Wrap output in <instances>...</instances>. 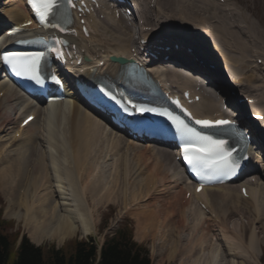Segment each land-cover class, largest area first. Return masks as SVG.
Wrapping results in <instances>:
<instances>
[{"label":"bare ground","instance_id":"bare-ground-1","mask_svg":"<svg viewBox=\"0 0 264 264\" xmlns=\"http://www.w3.org/2000/svg\"><path fill=\"white\" fill-rule=\"evenodd\" d=\"M165 1L160 0V6L162 7V5L166 3L171 9L172 12H168L169 18L171 17L169 22L172 21L173 17H175L174 15L179 17V19H182L181 13L178 9L170 5L168 1ZM211 2L213 1L211 0L208 3L212 5L213 3ZM3 6L4 8L0 11V19H2L0 20V26H5L9 22H11V24H19L29 18V13L22 0H6ZM184 22L187 23L188 21ZM116 27L124 31L121 27ZM199 27L202 26L200 25ZM216 27L217 26H214L213 29L216 30ZM111 31L113 32L114 30ZM132 32L133 30L129 33H121V31L118 33H111L114 39L118 42L117 48L119 49H115L116 51L124 55H130L129 47L131 43L129 41L131 40V34H133ZM101 34L104 35V33ZM102 35L99 36L103 38ZM216 36L219 37L220 35L218 34ZM193 38L198 46L202 43L200 47H204L207 50L211 49V52L217 50L216 45L207 43L208 41L200 43V41L196 39L197 36H194ZM242 46L245 48L244 44ZM211 52H209V55H212L213 59L219 61L220 64H223L224 62L227 63L226 59L215 57V54ZM238 54L240 53L237 52V55L235 56H238ZM233 57L232 60H234ZM218 58H221L223 62H221ZM230 59L231 58H229V60ZM236 60L234 61L238 63L244 62V59L241 57H237ZM112 65L115 66L113 63ZM227 66H225V70L228 69L231 73L233 71L238 75V77H240L239 80L241 81L243 78L241 76L243 72L239 73V71L237 72V70H233L231 65L228 63ZM108 69L111 71H107V74L112 76L116 67ZM178 71L185 74L181 70ZM178 71L177 69L171 70V68L164 69L161 76L166 81H171L176 88L189 85L187 82L193 83V79L187 74L182 76L185 78L188 76V79L183 80L180 79V77L178 78L177 76L180 74ZM101 72L104 74V71ZM258 77V79H261L263 76L261 77V75H259ZM232 78L236 83H240L237 78ZM177 79L181 81L178 84L174 82L178 81ZM194 86H196V84ZM1 91H4V94L3 98H0V133H8L10 130L9 132L12 134V131L15 129L13 128V125L20 122L17 121L19 120L18 118H20L26 111H24V108L16 110L15 105L17 103L20 104L18 100L21 98V94L14 90L11 85L0 83V92ZM202 96V100L198 105L201 104L200 106L202 107V104L204 103L207 107L205 106L204 109H201L200 114L198 112L197 113L199 115H208L213 113L214 109L212 108V99H210L205 93H202ZM215 97L218 101L221 100L218 96L215 95ZM52 109L53 110L50 112V118L45 124L41 109L35 108L34 111L38 114L37 118L41 117L40 121H36L37 118H35V120L32 121L27 128L22 130L23 137L12 146L8 145L7 147H2L3 138L0 139V192L5 196L7 202V215L9 217L20 218L23 220L27 230L29 231V238L36 244L41 243L45 238L55 240L59 244H62L67 238L79 232L83 235H89L97 232V219L95 220V213L97 212L98 207L105 201V199H107L105 194L110 193L111 195L113 194L112 197H114L117 193H114L115 189L113 186L104 185V182L102 185V180L98 179V176H93L95 174H92L90 168L96 164L95 160H97V158L100 159L99 153H96L101 150L103 151L104 146L107 149L109 146L111 147H109V155L121 153L122 159V154L124 152L120 149L122 148L123 142H125L123 140L127 139H124V136L121 133L114 132L110 125L109 126L111 128H108L109 126L104 123L103 119L95 116L87 107H85V105L78 101L74 100L65 103L52 104ZM15 110L16 112L13 116V113L11 112ZM7 112L10 113V119H7L5 116V113ZM238 116L240 117V115ZM52 121L56 124L60 123V126L56 129L52 125ZM116 134H121L122 137ZM11 138L13 139V136L7 139L5 138V140L9 141ZM23 138L24 140L20 142ZM59 141H61V149L58 148L57 150L52 145L58 144ZM127 142H129L127 148H129L130 151L134 150L135 153L138 154V160L141 164H143L146 173L149 171L148 179L153 180V175L157 173L156 175L158 177L156 178L157 180H155L156 188H160L162 191L164 189L167 190L168 188H171L170 190L168 189V191L170 192L169 194H172L174 197V204L171 210L165 209L166 215L170 214L172 210H177L179 201H182L187 189L184 188L185 180L179 176L181 174L183 176V172L180 169L179 164L175 163L176 168H172V160H174L172 152L168 149L159 148L154 145L142 146L129 139ZM26 147L27 149L24 150ZM27 151L29 153L26 156L25 153ZM31 165L33 166L30 168L29 166ZM97 172L100 174L99 169H97ZM142 183L143 181L140 182V184ZM149 183H147V185ZM234 185L235 184L232 183L228 185L210 187L206 189L204 195L201 193L202 196H205V198L211 194L210 196L217 200L213 206L219 218H221V214H224L225 216L228 211H230V208L228 210L227 204H229L233 199H244L243 195L239 191V193L235 192ZM255 185H258L259 188L261 187L260 185L264 187L261 182L250 184L248 186V194L251 204H249L250 207L249 205L248 207L245 205V207H247L246 211L248 215H250L247 224L251 225L250 223H252V220H255V223L257 225L259 223L260 225L254 226L247 242H240L241 240H237V237H235L234 234H228L226 231H223V238L225 239L224 246L228 255L233 256L234 258L238 257L240 259V262L237 260L236 262H232L233 264H251V257L257 253L256 244L260 241V239L258 240V231L261 230V232L264 233V208H262L264 205V189L263 191H261L262 189H254ZM165 190L163 191V194ZM88 195L90 196L91 201H89ZM210 196L209 200H211ZM200 198L201 196L197 199L199 200ZM84 199L86 201H84ZM209 200L207 199V201ZM245 200H248V198L244 199L243 202ZM192 201V198L185 199V203L187 204L184 207H187V218L167 219L169 224L175 221V224L173 223V225H177L178 227L175 228V232H173V230L169 232L166 231V229H168L167 227H162L164 229L163 232L160 231V229L158 230V221H156V218L157 216H161V214L160 212L157 213L153 211L144 213L141 212L143 217L140 216V218L144 219L143 221H145L146 227L141 226L139 230H141L143 236H154L155 241L159 244V246L161 245V250L164 253L166 252L169 258L180 256L182 259L181 264H211V260L215 261V254L217 251L213 250L210 245V241L208 240V231L206 229H208L210 224L205 222L206 217H204V212L196 204L194 205ZM243 202L241 201V203ZM237 206H240V204ZM237 206H235L236 211L238 209ZM182 209L183 208H180L178 213L181 214ZM189 213L193 215L191 222L190 218H188ZM222 218L225 217L222 216ZM226 218L225 220L221 219L222 226H226L228 221H230L228 220V215H226ZM203 220H205L204 223H206V227L201 225ZM224 222L226 224H224ZM190 223H193V226L190 225ZM160 226H167L164 220L160 223ZM186 226H188V228ZM185 227L187 228L186 230L190 229V231L188 230L189 234L191 232L193 234L192 236L187 237V242L181 234ZM224 228L221 227V229ZM231 229L232 228H230V230ZM194 231L199 232V234H194ZM214 236L216 237V235ZM243 236L245 237L244 234ZM213 242H211V244L215 245L216 242L214 244ZM205 245H209V248H211L210 251H206ZM202 247H204V253L200 254ZM211 252H214V256L212 255V258ZM187 258H191V260H186ZM257 261L255 262L257 263Z\"/></svg>","mask_w":264,"mask_h":264},{"label":"rangeland","instance_id":"rangeland-1","mask_svg":"<svg viewBox=\"0 0 264 264\" xmlns=\"http://www.w3.org/2000/svg\"><path fill=\"white\" fill-rule=\"evenodd\" d=\"M166 1H168V3L170 5H172L174 8H177L178 11L181 13L182 19H179V17H177L176 15H174L175 17L172 18V21L170 22L172 27L175 28L176 30L183 31V33H186L188 36L190 34L192 36H197L196 39H198L200 41V43L203 41H208L207 43H212V44L216 45L217 50L212 51L211 53L215 54V57L224 58V59H226L227 62L229 61L231 64H233L232 65L233 66L232 69L234 68L233 70L237 69V70H242L244 73H246V72L248 73L250 70L254 69V68H252V65L254 64L253 63L254 60H253L252 52L250 49V44L252 42L257 46V48L260 52L259 55L261 56V58L264 59V0H231L232 5L235 7L236 14L238 15V18L241 19L242 24H245V28L243 29V31L247 32V33H244L245 34L244 36H242V33H238L230 27V25L225 20L226 18L224 17V14H223L220 6H218V7L215 6L218 4H215L214 1H217V0H213V2H211L213 4L211 5L210 11H209V14H210L209 17H205V14L202 15V14H200V12L198 13L199 8H200V3L198 1H195V0H187V1L186 0H184V1L179 0L181 2H176V0H171V2H170V0H166ZM186 2H187V4H186ZM201 2L204 3L203 1H201ZM158 3H160V1H158ZM161 8L163 9L162 11L167 13V15H165V16H168V18H169L168 12L171 13L172 11L169 8L168 4L164 3ZM219 18L221 21H220L219 25H216L217 26L216 30L211 29V27L215 26V24H216V22H213L212 20H216ZM169 19H171V17ZM184 21H186V22L188 21V22L185 23ZM195 24H197L198 27L200 25L202 26L201 28L199 27L200 28L199 33H201V34H196V33L194 34V33H192L194 31L190 30V26L195 27ZM226 25L227 26L229 25L228 28L226 27ZM209 26H211V27H209ZM207 27H209V28H207ZM113 28H117L116 30L113 31V33H118L119 31H121V33H129L127 30L123 31L118 27H113ZM225 31L228 34H230L229 35L230 37H231V35L233 36L231 38L235 39V41H236L235 43H237V44L239 43L238 48L236 50L234 49V47H232V49L230 47L228 48L229 39H227V37L225 38V36H224L226 34ZM234 32L237 33L238 35L241 34V36L238 37L237 34L236 35L234 34ZM215 33H216V35L219 34L220 36L219 37L216 36ZM204 34H206V35H204ZM135 37H136V35H135ZM136 39L133 37V34H131V40L129 42L131 44H134ZM201 44H200V46H201ZM243 44L245 45V48H244V46H242ZM232 46H233V44H232ZM234 51L239 52L240 54H238V56H235V55H237V53H234ZM244 55H245V58H244ZM232 57L234 58V60H236L237 57H241L242 59H245L246 61L244 62V65H239L240 63L239 64L235 63V61L232 60ZM221 58H218V59L221 60V62H223ZM229 58H231V59L229 60ZM171 70H174V69H171ZM168 71H170V70H168ZM179 73L181 75L178 74V76H177L178 78L180 77V79H183V80L189 78L188 76H187V78L183 77L182 75H185V74H183L182 72H179ZM261 74L263 75V78L259 81L251 82V84L253 83L252 84L253 86L250 84L251 85L250 90L251 89L254 90V88H256L257 91L254 90V91H256L255 93L264 94V72ZM171 78H173V77H171ZM174 82L176 84H178L181 81L178 80V81H174ZM18 102H19V100H18ZM17 105H18V103L15 106H17ZM13 108H14V106H13ZM16 110H17V108H16ZM16 110L11 112V113H15ZM5 114H7L6 116L8 117V115L10 113L9 114L5 113ZM40 119H41V117H38L36 119V121H40ZM52 123H53L52 125L56 129L58 128V126H60V123L56 124L54 121H52ZM40 125H41V122H40ZM9 131H8V133L11 134ZM4 133L5 134L0 139L3 138L2 139L3 143L6 142L7 146H8V142H7L8 140H5V138L6 139L9 138L10 135L7 132H4ZM116 135H118V136L120 135L122 137L121 134H116ZM42 137H43V135H42ZM23 140H24V138L20 142H22ZM125 142H123L122 148L120 147L121 148L120 150H123V152H124V148L127 147L126 144L128 143L127 140ZM52 146L57 150H58V148L61 149V141H59L58 144H55ZM109 147L107 149L104 146L103 151L101 150V151L96 153V154L99 153L100 159L97 158L98 161L95 160L96 164L94 166H92L90 168V170L92 171V174H95L93 176H96V177L98 176V179L102 180L101 181L102 185L104 182V185L106 184V185L113 186L115 189L114 193H117V195H114V197H112L113 194L112 195L110 193L105 194V197L107 199H105V201L98 207L97 212L95 213V220L97 219L96 220V224H97L96 231L97 232L93 233L92 235H94L96 237V241H100L105 235L109 236L110 234H112V232H114L119 227L124 226L125 224L129 223L134 228V238L137 239V241H139L140 243L146 244V246L150 249V254H151L152 260L155 264H165V263L166 264H181L182 259L180 258V256L169 258L167 256L166 252L164 253L161 250L162 249L161 245L159 246V244L155 241L154 236H152V235L143 236V234L141 233V230H139V228L141 226L146 227L145 221H143L144 219L140 218V216L143 217V215H141V214L144 212L153 211V212H157V213L160 212V214H161V216H157V218H156V221H158L157 224H158L160 231L163 232L164 231L163 228H165V227H167L169 229V230L166 229V231H168V232L171 230H173V232L176 231L175 228H178V227H177V225H173V223L175 221L171 222L169 224L168 223L169 221H165L163 219V217L165 218V215H166L165 209H167L165 207V204L167 202L172 203L171 208H169L168 210H171L173 208V204H174L173 198L174 197L172 194H169L170 192L168 191V189L170 190L171 188H168L167 190L164 189L165 192L163 194L164 190L162 191L160 188H156V186H154L152 189V183L147 185V183L152 181V180L148 179L149 171H147V173H148L147 174L144 167H143V164H141L138 160V157H137L138 154L135 153L134 150L130 151L129 148H127L128 153L125 157L127 159L125 162V164H127L126 175H125L121 169L122 165L124 164L123 159H121V153L115 154V155H109L110 148H111V147L110 148ZM26 149H27V147L24 148V150H26ZM56 152H58V151H56ZM28 153L29 152L27 151L25 153V155L27 156ZM122 156H123V154H122ZM109 158H111V159H109ZM136 158H137V160H136ZM127 161H128V163H127ZM32 166L33 165H31L29 167L31 168ZM97 169L100 170V174L97 172ZM140 173H142V174H140ZM97 174H99V175H97ZM141 181H143L142 184H140ZM260 186L261 187L259 188L258 185H255L254 189L255 188L258 190L262 189L261 191H263L264 187H262V185H260ZM234 189H235V192H238V190L236 191L237 188L234 187ZM160 191H161V194H160ZM210 195L211 194H209L206 199L209 200ZM116 196H117V198H116ZM148 196H150V198H148ZM88 198H89V201H91L89 195H88ZM210 198L212 201L209 200V202L212 203L213 205H215V202L217 200L215 198H213L212 196H210ZM113 199H115V200H113ZM244 199H246V198H244ZM154 200H156V201H154ZM240 200L239 199L238 200L233 199L229 204H227L228 206L226 205L228 207V210L230 208V211H228V213L226 215H228V218H229L228 220H230V221L232 220V221L231 222L228 221L227 225L223 226V227H225L224 229L220 228L221 229V238L220 237L218 238V236L215 234V233H218V232H216V229L214 231L212 229H210L211 232L208 229H206L208 231V237H209L208 240L210 241V243L214 241L213 242V244H214L216 242L215 245L210 244L211 247L213 248V250H216L218 252V253L216 252V254H215V261L211 260V264H221V263L222 264H224V263L225 264H233L232 262H236L237 260L240 262V259L238 257H236V258H234L233 256L231 257L228 255V253L226 251V248L224 246L225 239L223 238V233L225 231H226V233L234 234L236 237L235 231L237 230L239 235L241 236V237L237 236V240H241L240 242H245L249 239V236L252 233L254 226L260 225L259 223L257 225L255 223V220H252V223H250L251 225L247 224L250 215H248L246 208L251 203H250L249 199L245 200L247 203L244 201L245 204H244L243 200H241L243 203H241ZM192 202L194 203V201H192ZM236 202L239 203L240 206H237L239 204H237ZM245 205L247 207H245ZM235 206H237V208H238L237 211H236ZM6 207H7V202H6L5 196L0 192V208H2L3 218L13 221L15 224V229L20 230L21 234H26L28 236L29 231L27 230V228L24 224V221L21 220L20 218L18 219V218H14V217H9L7 215ZM249 207H250V205H249ZM262 208H264V205L262 206ZM179 209L180 208H179V204H178L177 210H179ZM234 210H235V212H234ZM232 211H233V213H232ZM221 215L226 218V215L225 216H224V214H221ZM188 216H189L188 218H190V222H191L193 215H191L189 213ZM222 216H221V219L225 220V218H222ZM204 217H205V215H204ZM120 218L121 219L123 218V219L120 220ZM163 220L167 226H160V223ZM204 221L205 220H203V223L201 225L206 227V223H204ZM224 224H226V223L224 222ZM190 225L193 226V223H190ZM186 227L188 228V226H186ZM186 227L181 232V234L186 239L185 241L187 242L188 241L187 237L192 236L193 234H192V232L189 234L190 229H188L189 230L188 231V230H186L187 229ZM228 227H229V230H230V228H232V229L229 231ZM13 228L14 227H12V230H14ZM257 231H258V229H257ZM212 233L214 235H216V237ZM141 234H142V236H141ZM194 234L198 235L199 232L194 231ZM243 234L245 235V237L243 236ZM212 235L214 236V238ZM74 236H78L80 238L81 237H84V238L88 237V235H83L80 232L71 236V237H74ZM263 236H264V233L261 232V230H259L258 231V240L260 239V241H259L260 243L258 242L256 244L257 253L253 257H251V259H252L251 264H253V263L262 264V261H261L262 256H263L262 251H264V237ZM216 238H218V239H216ZM243 238L245 239V241L242 240ZM261 240H263V241H261ZM45 242L47 244H49V243L56 244V245L59 244L55 240H51L48 238H45L42 241V244ZM258 246L262 250L261 256L259 257V261H257L258 255H259V247ZM205 249H206V251L207 250L210 251L211 248H209V245H205ZM196 252H197V250H196ZM202 254H203V252H202ZM213 254H214V252H211V258L214 256ZM191 258H187L186 260H188V259L191 260ZM263 260H264V256H263ZM255 261H257V263ZM226 262H228V263H226Z\"/></svg>","mask_w":264,"mask_h":264},{"label":"snow or ice","instance_id":"snow-or-ice-1","mask_svg":"<svg viewBox=\"0 0 264 264\" xmlns=\"http://www.w3.org/2000/svg\"><path fill=\"white\" fill-rule=\"evenodd\" d=\"M35 15L38 17L39 23L45 27L64 29L59 23H53L57 17L66 18V7L68 5L74 7L72 0H66V5L62 0H29ZM31 23V21L29 22ZM183 37L170 36L165 34H157L154 40L161 45L182 44ZM57 44L63 41L56 40ZM194 55V50L190 53ZM45 53H19L5 52L2 56V61L9 66L11 71L20 77H25L34 81L36 84L44 83L42 75L44 66L43 61ZM55 79V77H53ZM140 112L155 111L154 109H139ZM164 115V113H161ZM168 118L175 126L176 132L181 137L183 159L192 170L200 176L201 180L212 179L214 177L231 174L239 169L240 162L245 157L237 156L236 149L229 147L228 142L224 139L217 138L214 134L199 131L189 124L185 123L179 117H174L168 114ZM31 119V118H29ZM27 123V121H25ZM231 120H196L195 124L200 125L204 129H220L225 126L232 125Z\"/></svg>","mask_w":264,"mask_h":264},{"label":"trees","instance_id":"trees-1","mask_svg":"<svg viewBox=\"0 0 264 264\" xmlns=\"http://www.w3.org/2000/svg\"><path fill=\"white\" fill-rule=\"evenodd\" d=\"M12 222L1 217L0 210V264H153L148 249L133 239L132 229L124 225L108 236L100 255L92 238L74 239L63 247L34 246L23 237L17 250L18 233L8 231Z\"/></svg>","mask_w":264,"mask_h":264},{"label":"water","instance_id":"water-1","mask_svg":"<svg viewBox=\"0 0 264 264\" xmlns=\"http://www.w3.org/2000/svg\"><path fill=\"white\" fill-rule=\"evenodd\" d=\"M250 78H253V75H250Z\"/></svg>","mask_w":264,"mask_h":264}]
</instances>
